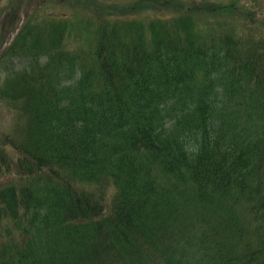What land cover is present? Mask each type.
Wrapping results in <instances>:
<instances>
[{
	"label": "trees",
	"instance_id": "1",
	"mask_svg": "<svg viewBox=\"0 0 264 264\" xmlns=\"http://www.w3.org/2000/svg\"><path fill=\"white\" fill-rule=\"evenodd\" d=\"M70 1L85 41L33 17L0 52V264H264L262 25Z\"/></svg>",
	"mask_w": 264,
	"mask_h": 264
},
{
	"label": "rangeland",
	"instance_id": "2",
	"mask_svg": "<svg viewBox=\"0 0 264 264\" xmlns=\"http://www.w3.org/2000/svg\"><path fill=\"white\" fill-rule=\"evenodd\" d=\"M14 2V6L8 5L10 2ZM97 2L103 3V4H113L116 3L117 6H121L125 3H129L133 0H96ZM180 1V0H178ZM215 3H228L232 1H237L236 3L243 8V10H246L248 8L254 9L256 15L260 19H264V0H213ZM18 6H21V9L18 10ZM73 9V10H72ZM67 10V13L65 14L64 11ZM149 10V9H148ZM151 10H155L154 7H151ZM86 11L87 15H91V11ZM223 11V10H222ZM15 12H18V18L14 16ZM221 12V11H220ZM3 13L0 16V40L4 38L6 35L8 38L13 37L14 34L20 29V24L23 22V20H27L31 18V16L36 15L40 19H46V21L49 18L52 17H61L63 14L66 16H71V19L75 22L76 25L81 26L80 23H78V19H81L80 10L79 8L77 11L74 10V7L72 6V2L61 0V1H55V0H0V14ZM207 20H213L217 18L219 12L211 13L207 12ZM169 15V14H168ZM230 16L236 15L235 12H228L227 15L219 14V19L224 20L225 18ZM117 16V15H116ZM125 17H135V14H128V15H122V18ZM57 21V20H56ZM52 23V22H50ZM15 26V27H14ZM8 27H14L11 31L9 30L7 32ZM87 35V32L83 34V36ZM7 38V39H8ZM6 41V39H5ZM81 43V37L78 33L73 34L72 39L70 41V44L72 46L78 45ZM5 42L2 43L0 46V51H3V46ZM13 60V63L11 62ZM3 65L6 66L8 69L10 68H18L23 65V59L19 56L14 57H7L6 60L0 62V71L3 69ZM4 73H0V77L5 76ZM3 115H5V121L6 117L8 115L7 110L3 111Z\"/></svg>",
	"mask_w": 264,
	"mask_h": 264
}]
</instances>
